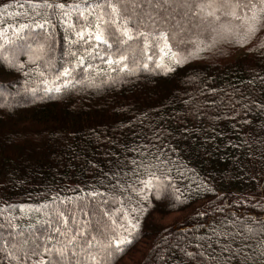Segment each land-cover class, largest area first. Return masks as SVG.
Returning <instances> with one entry per match:
<instances>
[{
    "label": "trees",
    "instance_id": "1",
    "mask_svg": "<svg viewBox=\"0 0 264 264\" xmlns=\"http://www.w3.org/2000/svg\"><path fill=\"white\" fill-rule=\"evenodd\" d=\"M64 2L79 4L84 0ZM125 2L131 5V0ZM137 2L146 8L147 0ZM69 11L65 18L52 16L45 30L29 33L25 29L29 43L44 42L42 37H48L54 67L39 64L44 77L23 54L16 55L25 65L23 69L0 67V225H4L0 227V264H32L21 253H14L19 260H11L7 254L5 242L19 239L18 232L32 233L33 242L41 245L50 237L48 247L63 239L54 230L55 221L51 226L46 222L50 219L44 215L48 209L42 208L46 204L51 207L53 197L72 199L67 206L56 202L67 213L77 203L90 201L88 192L111 193L117 179L127 181L123 173L134 167L131 161L155 163V156L171 161L168 175L183 203L167 210L153 201L154 206L140 218V236L115 264L124 258L131 264H191L182 250L196 251L195 245L215 241L212 229L222 230L218 226L226 225L229 231L243 233L240 225L245 222L256 227L253 219H264V81L259 79L264 78V47H257L264 41V31L242 47L220 41L200 58L180 66L171 65L164 57L163 63L174 67L167 73L156 68L160 52L151 46L149 70L134 75L111 71L104 60L96 61L107 54L101 45L92 50L94 59L85 56L88 63L94 62L92 68L83 71L86 64L73 74L84 83L33 102L26 88H36L38 95H44L43 89L51 85L42 80L53 81L54 75L74 60L71 52L84 55L83 49L95 43H70L75 36L65 19L81 25L83 18L76 9ZM32 18L26 0H0V30L9 38H14L13 30L19 24ZM129 45L138 46L136 42ZM119 47L114 44L109 51ZM242 48L249 51L244 60L229 55L232 49ZM14 51L9 49L7 54ZM86 77L94 78L98 86L90 85ZM55 83L62 84L63 78ZM123 200L129 210L135 207L134 194L126 192ZM36 208L42 211L28 210ZM95 211L99 213V208ZM170 214L180 217L165 221ZM75 215L79 221L97 218L79 211ZM9 223L16 227L9 228ZM69 227L74 225L70 222ZM206 236L212 240L201 239ZM242 243L255 247L257 241L237 237L233 247ZM205 252L227 255L215 243Z\"/></svg>",
    "mask_w": 264,
    "mask_h": 264
},
{
    "label": "snow or ice",
    "instance_id": "2",
    "mask_svg": "<svg viewBox=\"0 0 264 264\" xmlns=\"http://www.w3.org/2000/svg\"><path fill=\"white\" fill-rule=\"evenodd\" d=\"M26 3L33 17L30 22L19 24V27L13 30L14 38H9L0 30L2 41L0 61L3 62L0 67L9 70L23 69L25 65L16 59L17 54H23L28 57L29 62L38 66L39 75L44 77L45 73L39 71V64L42 63L47 68L54 67L48 37H42L44 42L29 43L25 29L29 33L32 29L45 30L51 25L52 16L68 17L71 9L79 12L83 23L75 25L65 19V23L75 36L70 43L95 42L83 49L84 55L71 52L74 60L62 67V70L54 75L53 81L42 80L45 85H51L43 89L44 95H38L36 88H26L25 92H31L33 102L50 98L48 94L53 91L61 93L65 88L74 87V84L84 83L75 79L73 74L77 68L86 64L87 67L82 69L83 71L87 72L92 68V64L87 62L85 56L94 59L92 50H98L101 45L105 46L107 53L101 59L111 71L118 70L134 75L136 71L149 70L147 61L153 60V57L148 55L151 46L158 48L160 52L156 68H163L167 73L174 71V67L164 64V57L169 59L171 65L180 66L191 59L200 58L203 52L215 48L220 41L242 47L264 31V0H147L146 8H141V3L137 0H131V5L125 0H93L92 3L84 0L79 4H66L64 0H26ZM17 6L25 7L24 4ZM129 42H136L138 46L132 48ZM114 44L120 47L114 52L109 51L113 49ZM257 47H264V41ZM9 49L15 50L13 55L7 54ZM96 54L99 55V52ZM113 65L117 67L113 68ZM62 78V84L55 83ZM85 79L90 85L98 86L94 78ZM259 79L264 81V78ZM0 95L3 93L0 92ZM153 160L155 163L131 161L134 167L123 173V176L129 178L127 181L117 179L112 185L111 193L99 190L88 192L87 195L92 199L87 203H77L75 208H69L67 213L56 206V202L59 200L60 204L67 206L72 204V199L60 200L58 195L53 197L52 206L46 204L42 208L48 209L44 215L50 219L46 222L51 226L55 221L57 227L54 230L63 239L57 240L56 246L48 247L47 240L50 237H46L45 243L41 245L33 242L32 233L26 236L18 232L19 239H11L10 243L5 242L9 258L19 260L14 253H21L23 258L32 264H115V261L123 256L140 236V218L154 206L153 201L165 205L167 210H173L183 203L180 195L176 194L179 190L173 188L168 175L171 161L160 156L153 157ZM126 192L136 197L135 207H131L130 210L124 206L123 196ZM78 199L83 202V197ZM128 199L131 201L132 196L130 195ZM92 201H96V204L93 205ZM116 204H119V207H111ZM42 208L28 210L40 213ZM96 208H99V213L95 211ZM20 210L22 212L25 210L23 205L20 206ZM77 211L83 216L97 218L94 221L92 219L79 221L75 215ZM70 222L74 227H69ZM252 223L256 227L250 226L247 222L240 225L243 233L248 235H243L238 230L229 231L226 225L218 226L222 230L212 229V234L217 237L215 241L206 245H195L196 251L183 249L184 256L191 264H237V262L264 264V219L256 218ZM8 227L16 226L9 223ZM219 237H223L224 241L221 242ZM237 237H242V240H256V246L242 243L241 246L233 247ZM201 239L211 241L212 237L206 236ZM213 243L218 244L221 253L227 255L206 254L205 248L211 249ZM37 256L40 258L33 260V257Z\"/></svg>",
    "mask_w": 264,
    "mask_h": 264
},
{
    "label": "rangeland",
    "instance_id": "3",
    "mask_svg": "<svg viewBox=\"0 0 264 264\" xmlns=\"http://www.w3.org/2000/svg\"><path fill=\"white\" fill-rule=\"evenodd\" d=\"M238 50H239V51H238ZM247 50H248L247 48H242V49H232V51L229 52V53H230L229 55H233L234 57H236L237 60L240 59L239 61H241V60H244V59H242L244 53H245V52H249V51H247ZM225 56H228V55H224L223 57H225ZM101 57H103V56H101ZM101 57H100V58H97L96 61L101 63L102 60H103V59H101ZM213 57L216 58V55H214ZM248 57H249V56H248ZM248 57H247V58H248ZM91 64H94V62H91ZM97 66H98V65H97ZM179 217H180V215H178V214H170V215L165 216V217H164V220H165V221H171V220L177 219V218H179ZM121 264H131V262L125 260V258H124V259L122 260Z\"/></svg>",
    "mask_w": 264,
    "mask_h": 264
}]
</instances>
